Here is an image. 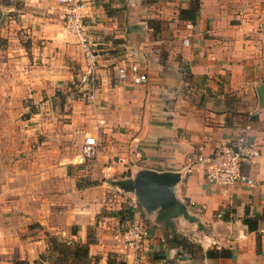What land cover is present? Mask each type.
<instances>
[{
    "label": "crops",
    "instance_id": "0c3cea01",
    "mask_svg": "<svg viewBox=\"0 0 264 264\" xmlns=\"http://www.w3.org/2000/svg\"><path fill=\"white\" fill-rule=\"evenodd\" d=\"M193 1L84 2L81 13L98 53L89 67L65 27L58 0H0V38L5 40L0 70L8 66L11 80L22 79L18 92L33 102L65 94L80 106L73 93L89 88L95 101L87 105L92 116L86 119L93 124L88 134L97 143L102 139L93 171L111 165L117 179L133 177L140 169L180 173L175 197L192 219L175 218L177 231L203 250L229 251L211 259L164 248L157 211L142 209L141 216L135 194L106 185L101 173H89L86 186H77L79 175L32 173L28 191L36 208L40 204L49 211L46 219L53 227L61 225L64 234L81 241L89 228L94 230L90 255L118 252L127 264H264V107L257 90L264 84V0H198L195 23L179 19V10ZM130 62L147 75L146 83L118 78L117 68ZM246 124L249 142L261 151L254 164L243 168L253 184L208 183L191 159L212 153ZM3 146L0 140L2 166ZM4 178L8 183L10 175L2 171L3 189ZM11 188L12 194L20 192ZM129 206L132 220L121 210ZM245 213L256 217V230L243 222ZM136 220L149 230L139 256L119 240ZM71 226L76 235L68 233Z\"/></svg>",
    "mask_w": 264,
    "mask_h": 264
},
{
    "label": "rangeland",
    "instance_id": "374dc122",
    "mask_svg": "<svg viewBox=\"0 0 264 264\" xmlns=\"http://www.w3.org/2000/svg\"><path fill=\"white\" fill-rule=\"evenodd\" d=\"M4 47L5 40L0 38V50ZM18 74L14 72L16 77ZM0 77L4 89L2 94L0 93V140L4 144L5 152L1 156L3 166H0L4 174L10 175L8 183L4 178V189L0 187L3 192V203L0 204V264H32L45 250L48 235L73 238L63 233L64 228L61 225L53 227L54 225L46 219L49 211L43 210L40 204L36 205L37 208L34 206L32 193H29L27 188L29 180L33 177L32 173H57L58 177L63 176L58 173L79 175L74 179L77 186L90 184L89 173H102L100 167H97L99 172L93 171L95 168L91 163L95 162V159L84 164L76 160L83 139L93 125L89 118L86 119V115L92 116V108L87 105L93 104L95 98L87 99L89 88L85 87L84 90L73 93V96H78V100L82 102L80 106L83 107L74 106L73 97L69 99L65 94L55 95L56 98L52 99L43 97L41 101L33 102V98L18 92L17 87L21 86L23 81L19 77L11 80L8 66H3L2 71L0 70ZM98 141L99 146L102 142L101 135ZM109 171L114 170L111 168ZM115 175L114 173L112 176H104L102 173L101 180L123 193L110 183L117 179ZM12 186L18 187L20 192L12 194ZM6 188H9L10 193ZM68 233L77 234L72 226L68 228ZM87 234L95 235V232L89 228ZM130 251L139 256L142 250ZM114 253L120 258L121 254L118 252H107L105 256ZM100 256L102 258L93 264L105 263L103 258L106 257ZM135 264L141 263L138 261Z\"/></svg>",
    "mask_w": 264,
    "mask_h": 264
},
{
    "label": "built area",
    "instance_id": "2783aa9c",
    "mask_svg": "<svg viewBox=\"0 0 264 264\" xmlns=\"http://www.w3.org/2000/svg\"><path fill=\"white\" fill-rule=\"evenodd\" d=\"M88 0H58L64 7V23L69 34L77 39L83 56L89 67L95 64L97 51L94 49L90 39L87 25L84 22L81 8ZM260 29L264 32V19L260 23ZM187 40L184 42L186 43ZM117 76L120 80L129 79L135 85H142L147 82V75L141 71L136 62L121 65L117 68ZM87 99L93 100L94 94L87 93ZM103 124V120H99ZM250 125L241 127L239 133L232 139L221 142L212 153L199 154L191 159L190 164L203 173L208 183H216L224 187L237 184L252 185L253 180L244 171L245 165L254 164L261 155L260 149L249 142L247 135ZM98 149L97 139L94 135H86L77 156V162L84 164L96 157ZM111 165L101 168L104 176H112L114 171H109ZM114 170V168H113ZM109 172V173H108ZM101 173V174H102ZM149 237L147 226L139 221L129 224L120 234L119 240L125 248L133 249L136 252L143 249Z\"/></svg>",
    "mask_w": 264,
    "mask_h": 264
},
{
    "label": "trees",
    "instance_id": "16d2710c",
    "mask_svg": "<svg viewBox=\"0 0 264 264\" xmlns=\"http://www.w3.org/2000/svg\"><path fill=\"white\" fill-rule=\"evenodd\" d=\"M198 7L199 2L198 0H195L190 3L189 7L180 9L178 14L179 19L195 23L198 16ZM136 208L141 212V216L144 213L143 210H145L146 212L151 211L150 206L143 203L138 198L136 200ZM121 210H123L124 214H127L129 216V219L132 220L134 214L132 206ZM180 215H184L189 220L192 219L191 217L186 215L185 212H182L179 206H175L170 209H160L157 211L155 222L157 223L162 233L164 248H177L181 252H185L193 258L205 256L212 259L229 255V251L226 249H217L214 247L203 250V248L198 243L191 241L185 235L178 232L175 218ZM132 222H130L129 224H131ZM243 222L247 225L249 230H256V217L248 216V213H245ZM95 242V235L91 234H87V238L85 241L48 235L45 250L38 255V258L35 259L32 264L97 263L102 257L100 255H90L89 253V246ZM104 261V264H127L124 260L118 258L115 253L108 254V257H106Z\"/></svg>",
    "mask_w": 264,
    "mask_h": 264
},
{
    "label": "water",
    "instance_id": "95a60500",
    "mask_svg": "<svg viewBox=\"0 0 264 264\" xmlns=\"http://www.w3.org/2000/svg\"><path fill=\"white\" fill-rule=\"evenodd\" d=\"M260 106L264 107V84L258 88ZM180 173L175 171H155L140 169L133 177L114 179L110 183L123 192L134 193L151 210L170 209L184 206L175 197L174 186L180 181Z\"/></svg>",
    "mask_w": 264,
    "mask_h": 264
}]
</instances>
